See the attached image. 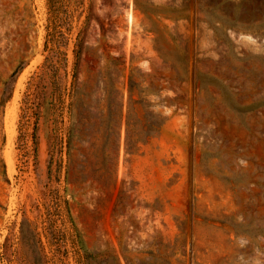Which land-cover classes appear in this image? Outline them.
Instances as JSON below:
<instances>
[{
  "label": "rangeland",
  "instance_id": "1",
  "mask_svg": "<svg viewBox=\"0 0 264 264\" xmlns=\"http://www.w3.org/2000/svg\"><path fill=\"white\" fill-rule=\"evenodd\" d=\"M52 1L0 0V264H264V0Z\"/></svg>",
  "mask_w": 264,
  "mask_h": 264
},
{
  "label": "trees",
  "instance_id": "2",
  "mask_svg": "<svg viewBox=\"0 0 264 264\" xmlns=\"http://www.w3.org/2000/svg\"><path fill=\"white\" fill-rule=\"evenodd\" d=\"M47 4H48L49 11H51L52 8L55 7V4L53 3L52 0H47ZM78 55H79V52L78 50H76V53H75L76 58L78 57ZM23 65H24L23 63H20L19 65H17L2 82V89L0 92V110L2 109L3 105L10 99L12 95V91H13V85L16 81L18 73L23 69ZM35 128L36 126L34 123L33 131L31 134L33 144H35Z\"/></svg>",
  "mask_w": 264,
  "mask_h": 264
},
{
  "label": "bare ground",
  "instance_id": "3",
  "mask_svg": "<svg viewBox=\"0 0 264 264\" xmlns=\"http://www.w3.org/2000/svg\"><path fill=\"white\" fill-rule=\"evenodd\" d=\"M11 137H12V131H11V129H8V131H7V139L10 140Z\"/></svg>",
  "mask_w": 264,
  "mask_h": 264
}]
</instances>
